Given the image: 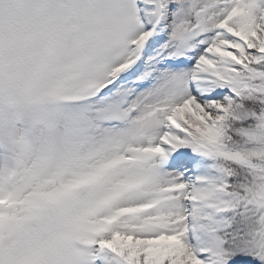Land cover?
Instances as JSON below:
<instances>
[{
    "label": "snow or ice",
    "instance_id": "obj_1",
    "mask_svg": "<svg viewBox=\"0 0 264 264\" xmlns=\"http://www.w3.org/2000/svg\"><path fill=\"white\" fill-rule=\"evenodd\" d=\"M0 264H264V0H0Z\"/></svg>",
    "mask_w": 264,
    "mask_h": 264
}]
</instances>
